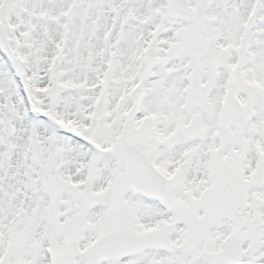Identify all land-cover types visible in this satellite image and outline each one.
Returning a JSON list of instances; mask_svg holds the SVG:
<instances>
[{"label": "rangeland", "instance_id": "rangeland-1", "mask_svg": "<svg viewBox=\"0 0 264 264\" xmlns=\"http://www.w3.org/2000/svg\"><path fill=\"white\" fill-rule=\"evenodd\" d=\"M126 1L0 0V264H100L116 231L172 249L108 264H212L216 230L264 256V0H190L184 43L164 0L114 27ZM123 144L168 179L165 209L131 193Z\"/></svg>", "mask_w": 264, "mask_h": 264}, {"label": "water", "instance_id": "water-1", "mask_svg": "<svg viewBox=\"0 0 264 264\" xmlns=\"http://www.w3.org/2000/svg\"><path fill=\"white\" fill-rule=\"evenodd\" d=\"M125 16H128V12L127 10H125ZM122 156L124 157L125 161H126V165H127V174L129 176V180H130V184L133 188V190L137 193H140L142 195L145 196H154V197H159L160 193L158 191L155 190H143L145 189L141 184H140V179H139V175L141 173L140 168H143L142 164L137 163L136 161L141 162V156L133 150H130L128 148H124L121 152ZM144 193H143V192ZM165 195L163 194L162 197H164ZM114 242V243H112ZM117 242H121V243H117ZM130 242H133V246L132 248L135 249V251H138L139 249H141L144 246V243L140 240L137 239H126V238H121V240H114L111 239L106 243L105 245V249L104 252H106L105 258L106 259H114V258H118L122 255H124L123 253H118L121 249L124 248V246H126L124 243L128 244ZM112 243V244H110Z\"/></svg>", "mask_w": 264, "mask_h": 264}, {"label": "bare ground", "instance_id": "bare-ground-1", "mask_svg": "<svg viewBox=\"0 0 264 264\" xmlns=\"http://www.w3.org/2000/svg\"><path fill=\"white\" fill-rule=\"evenodd\" d=\"M248 0H241V3H242V5L244 6V5H246V4H248ZM145 7V6H144ZM246 8V7H245ZM100 13V12H99ZM13 236H14V234H13ZM56 249L58 250V247H56ZM23 254L25 255V256H28L29 254L27 253V251H25V252H23ZM16 264H33V262H17Z\"/></svg>", "mask_w": 264, "mask_h": 264}]
</instances>
